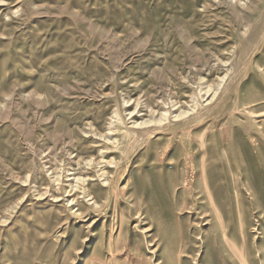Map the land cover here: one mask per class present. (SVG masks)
<instances>
[{"label": "rangeland", "instance_id": "rangeland-1", "mask_svg": "<svg viewBox=\"0 0 264 264\" xmlns=\"http://www.w3.org/2000/svg\"><path fill=\"white\" fill-rule=\"evenodd\" d=\"M0 264H264V0H0Z\"/></svg>", "mask_w": 264, "mask_h": 264}, {"label": "bare ground", "instance_id": "bare-ground-1", "mask_svg": "<svg viewBox=\"0 0 264 264\" xmlns=\"http://www.w3.org/2000/svg\"><path fill=\"white\" fill-rule=\"evenodd\" d=\"M211 100H212V99H211ZM208 102H209V101H208ZM211 102H212V101H211ZM252 114H254V113H252ZM174 118H175V117H174ZM158 121H159V120H158ZM162 121H163V120H162ZM134 125H135V124H134ZM134 125H133V126H134ZM137 125H138V124H137ZM137 125H136V126H137ZM139 125H140V124H139ZM146 125H147V124H146ZM146 125H145V126H146ZM145 126H144V127H145ZM142 127H143V126H142ZM139 128H140V127H139ZM133 129H135V128H133ZM138 130H139V129H138ZM141 130H142V129H141ZM144 133H145V132H144ZM144 133H143V134H144ZM112 148H113V147H112ZM113 149H114V148H113ZM106 162H107V161H106ZM106 162H105V163H106ZM95 167H96V166H95ZM96 172H97V173H100L101 175L104 174V173L102 172V168H101V167H100V168H97V171H96ZM99 176H100V175H99ZM100 177H101V176H100ZM100 177H99V178H100ZM202 178H203V175H202ZM204 178H205V177H204ZM79 180H80V179H79ZM81 180H82V179H81ZM81 180H80V181H81ZM203 180H204V179H203ZM104 182H105V181H104ZM204 182H205V181H204ZM83 183H84V182H83ZM106 183H107V181H106ZM84 184H85V183H84ZM73 188H75V187H73ZM82 190H83V189H82ZM84 191H85V190H84ZM84 193H85V192H84ZM93 205H94V204H93ZM76 215L79 216V214H76Z\"/></svg>", "mask_w": 264, "mask_h": 264}]
</instances>
